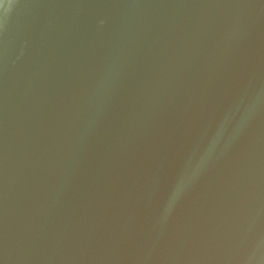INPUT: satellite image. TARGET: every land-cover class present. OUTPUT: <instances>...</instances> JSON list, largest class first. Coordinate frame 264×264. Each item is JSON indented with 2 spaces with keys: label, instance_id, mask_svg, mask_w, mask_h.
Listing matches in <instances>:
<instances>
[{
  "label": "water",
  "instance_id": "95a60500",
  "mask_svg": "<svg viewBox=\"0 0 264 264\" xmlns=\"http://www.w3.org/2000/svg\"><path fill=\"white\" fill-rule=\"evenodd\" d=\"M0 264H264V0H0Z\"/></svg>",
  "mask_w": 264,
  "mask_h": 264
}]
</instances>
